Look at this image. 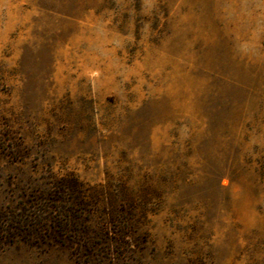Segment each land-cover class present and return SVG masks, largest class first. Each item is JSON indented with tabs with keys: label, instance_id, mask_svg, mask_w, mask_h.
I'll list each match as a JSON object with an SVG mask.
<instances>
[{
	"label": "rangeland",
	"instance_id": "obj_1",
	"mask_svg": "<svg viewBox=\"0 0 264 264\" xmlns=\"http://www.w3.org/2000/svg\"><path fill=\"white\" fill-rule=\"evenodd\" d=\"M0 264H264V0H0Z\"/></svg>",
	"mask_w": 264,
	"mask_h": 264
},
{
	"label": "trees",
	"instance_id": "obj_2",
	"mask_svg": "<svg viewBox=\"0 0 264 264\" xmlns=\"http://www.w3.org/2000/svg\"><path fill=\"white\" fill-rule=\"evenodd\" d=\"M128 212V210H116L114 213V215L113 214H111L112 216H111V219L109 218L108 219V221L107 222H109V224L110 225H113V223L114 222H120L121 220L119 219L120 217H122V214L123 213H127ZM40 217V216H39ZM57 218H60L59 216L57 217ZM67 218H68V216L66 215L65 216V219H63V220H67ZM43 220H42V222H41V225L43 226V225H47V224H45L46 222H50V220H51V218H49L50 220H48V219H45V218H42ZM53 220L54 221H56L57 219L54 217L53 218ZM58 221V220H57ZM121 223V222H120ZM117 232H119L118 234H122V231H120V230H117ZM107 244H109V243H107ZM107 244H101V249H102V251H104V250H109V248H110V246H108ZM83 245V244H82ZM85 245V244H84ZM115 245H117V247H116V249H119V250H124V251H126V250H132V248L134 249V248H137V247H135L136 246V244H130V243H127V242H123V241H119V242H117ZM103 246H108V247H106L105 249H104V247Z\"/></svg>",
	"mask_w": 264,
	"mask_h": 264
}]
</instances>
